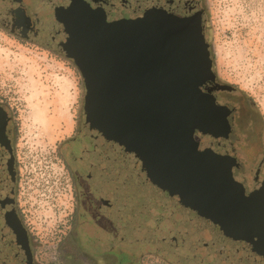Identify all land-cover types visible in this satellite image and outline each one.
Segmentation results:
<instances>
[{"label":"flooded vegetation","instance_id":"1","mask_svg":"<svg viewBox=\"0 0 264 264\" xmlns=\"http://www.w3.org/2000/svg\"><path fill=\"white\" fill-rule=\"evenodd\" d=\"M137 1L0 0V29L66 58L62 45L68 35L57 19L58 9L84 5L107 22L135 19L148 10L180 19L198 14L214 74L200 90L217 108L212 116L215 136L194 130V139L230 165L232 179L245 197L260 191L264 209V116L249 97L219 79L206 39L203 0H148L145 5ZM82 82L79 122L61 144L74 206L53 260L43 257L32 212L21 192L19 118L0 99V264H264V213L263 229L249 234L188 207L179 195L157 187L143 173L139 182L137 162L89 129L83 78Z\"/></svg>","mask_w":264,"mask_h":264},{"label":"water","instance_id":"2","mask_svg":"<svg viewBox=\"0 0 264 264\" xmlns=\"http://www.w3.org/2000/svg\"><path fill=\"white\" fill-rule=\"evenodd\" d=\"M57 19L68 35L62 54L84 80L89 129L188 207L249 234L263 229L260 191L245 197L230 165L194 139V130L215 136L217 108L200 90L214 74L199 15L148 10L107 22L76 4L58 9Z\"/></svg>","mask_w":264,"mask_h":264},{"label":"rangeland","instance_id":"3","mask_svg":"<svg viewBox=\"0 0 264 264\" xmlns=\"http://www.w3.org/2000/svg\"><path fill=\"white\" fill-rule=\"evenodd\" d=\"M203 3L206 39L219 79L249 97L264 116V0ZM83 95L81 75L66 58L0 29V99L19 118L21 192L47 260L58 257L74 206L61 144L79 122ZM137 173L141 182L139 169Z\"/></svg>","mask_w":264,"mask_h":264}]
</instances>
